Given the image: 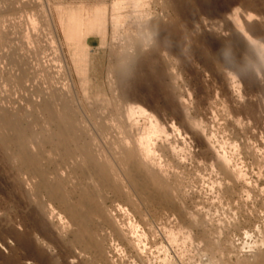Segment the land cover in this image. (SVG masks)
<instances>
[{
    "label": "rangeland",
    "instance_id": "374dc122",
    "mask_svg": "<svg viewBox=\"0 0 264 264\" xmlns=\"http://www.w3.org/2000/svg\"><path fill=\"white\" fill-rule=\"evenodd\" d=\"M263 56L264 0H0V264H264Z\"/></svg>",
    "mask_w": 264,
    "mask_h": 264
},
{
    "label": "bare ground",
    "instance_id": "6f19581e",
    "mask_svg": "<svg viewBox=\"0 0 264 264\" xmlns=\"http://www.w3.org/2000/svg\"><path fill=\"white\" fill-rule=\"evenodd\" d=\"M134 45L136 46L135 47V50H136L137 44H134ZM138 49H137V51H138ZM125 61L127 62V57L123 56V57H121V59L119 60L118 63L119 64L121 63V64L125 65ZM260 61H263L262 64L264 66V56H263V60H260ZM133 106L131 104H128L126 106L125 124H124L126 132L125 131L124 132L127 133V135H126L125 138H121L122 149H123V152H124L125 156L132 157L133 155H138L140 157L139 158L140 161L146 162L148 160L149 156H150V152H149V148H148V146H149L148 145V141H149V138L152 136L151 134H154L156 132V129H155V127H153L154 125H152V122L149 119H147V116H146V121L149 120L148 122H151L150 124L147 122L150 126H146L144 128H141L140 126H138V123L136 121V115H138L139 117L145 116V111L140 106H137V107L136 106L133 107ZM46 113L49 116L51 115V110H50L49 107H46ZM138 116H137V118H138ZM143 119L145 120V118H143ZM2 120H4V122H5L4 118ZM12 129H13V127H12ZM121 132H123V131H121ZM14 133H15V135L13 136V138H12V140L10 142L14 146H16L18 148V150L16 152V155H15L16 158H18L20 160H23L26 164L27 163L30 164L33 161L30 159V156L28 155L27 150H24L22 144H20V140H21L22 136L18 133V131L14 130ZM64 134H65V130H60L59 131V136L62 137ZM122 135H124V134L122 133ZM4 136L0 135L1 142H3L5 140ZM73 143L75 144V150H76V153L79 155V157H81L83 162H87V163L92 164V167L94 168V172L96 173V174L95 173L94 174L97 176L96 178L99 179L100 181H102L105 178V176H104L105 175V171H106L105 166L97 164L95 158H93L92 155L88 152L87 147L86 146H82L79 143V140L74 139ZM59 144L64 149V156L66 158L71 156L69 148L66 145L67 144L66 141H62ZM40 187H41V189L47 191V193L50 196L58 198L63 204L67 203L65 197H63V195L60 194V192H59V189H60L59 185L58 186L52 185V184H50L48 182L47 178L41 177ZM28 201H29V206L31 208L35 209V206L37 205L36 204V197H35V195L32 194V192L29 194ZM26 217H27V215H26ZM42 219H43V217H42ZM9 229H11V228H9ZM0 230H4V229L1 228ZM5 232H7V231H5ZM12 234L14 236V239H15L16 243L18 244L17 246H22V244L24 242L22 240V238H21L22 234H18V233H12ZM3 261H5V260H3Z\"/></svg>",
    "mask_w": 264,
    "mask_h": 264
}]
</instances>
